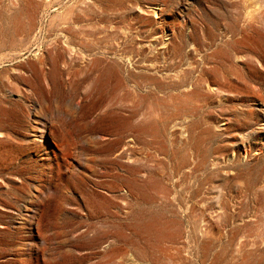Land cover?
Returning a JSON list of instances; mask_svg holds the SVG:
<instances>
[{
    "label": "rangeland",
    "instance_id": "obj_1",
    "mask_svg": "<svg viewBox=\"0 0 264 264\" xmlns=\"http://www.w3.org/2000/svg\"><path fill=\"white\" fill-rule=\"evenodd\" d=\"M0 264H264V0H0Z\"/></svg>",
    "mask_w": 264,
    "mask_h": 264
},
{
    "label": "bare ground",
    "instance_id": "obj_2",
    "mask_svg": "<svg viewBox=\"0 0 264 264\" xmlns=\"http://www.w3.org/2000/svg\"><path fill=\"white\" fill-rule=\"evenodd\" d=\"M158 8H155L157 10ZM18 16V15H17ZM16 17V16H14ZM16 19V18H15ZM29 20V19H28ZM14 23V22H13ZM29 26V25H28ZM14 27V26H13ZM41 126L39 127V137L40 139H46L47 141L49 140V130L47 127V124L45 122H41Z\"/></svg>",
    "mask_w": 264,
    "mask_h": 264
}]
</instances>
